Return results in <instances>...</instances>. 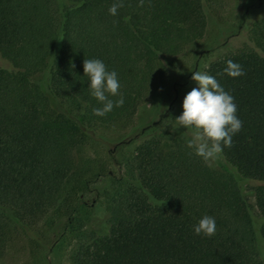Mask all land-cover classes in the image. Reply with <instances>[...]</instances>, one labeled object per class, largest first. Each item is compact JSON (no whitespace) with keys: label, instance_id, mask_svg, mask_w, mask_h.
<instances>
[{"label":"trees","instance_id":"trees-1","mask_svg":"<svg viewBox=\"0 0 264 264\" xmlns=\"http://www.w3.org/2000/svg\"><path fill=\"white\" fill-rule=\"evenodd\" d=\"M215 2L0 0V258L45 228L69 264H264V16L208 66L189 107L233 173L143 124L163 58L204 38ZM45 73V87L33 81ZM132 122L153 134L114 161L117 174L86 155L98 130ZM104 178L98 233L84 197ZM241 180L258 183L259 227Z\"/></svg>","mask_w":264,"mask_h":264},{"label":"rangeland","instance_id":"rangeland-1","mask_svg":"<svg viewBox=\"0 0 264 264\" xmlns=\"http://www.w3.org/2000/svg\"><path fill=\"white\" fill-rule=\"evenodd\" d=\"M209 17L208 29L202 40L188 46L178 56H165L163 62L170 71L151 86L146 103L149 114L143 124L152 120L159 131H168L173 137L191 142L204 153L210 169L215 172L233 173L218 150L205 142L199 125L192 119L189 107L198 90L207 86L206 70L221 56L247 44L248 26L264 16V0H216ZM47 73L36 76L33 81L46 86ZM42 86V87H43ZM132 124L114 130H98L85 148L87 156L98 158L108 164L114 174L118 173L114 161L122 154L132 151L146 140L153 130L132 128ZM127 146L118 147V142ZM108 183L104 178L91 186V193L84 198L92 206L86 229L98 233L107 230L108 214L98 200L97 193ZM241 186L251 205V212L257 227L259 215L255 206L253 189L258 185L251 180H241ZM34 240L23 234L16 235V241L0 258V264H69L67 252L56 243L60 231L48 232L45 228L35 229ZM35 240L39 244L35 243Z\"/></svg>","mask_w":264,"mask_h":264}]
</instances>
